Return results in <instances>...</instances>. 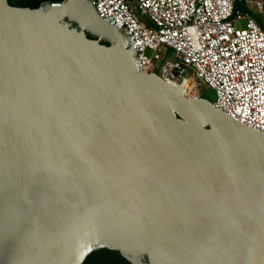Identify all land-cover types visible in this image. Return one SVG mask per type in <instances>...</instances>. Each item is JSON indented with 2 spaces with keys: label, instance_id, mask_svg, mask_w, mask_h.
<instances>
[{
  "label": "water",
  "instance_id": "95a60500",
  "mask_svg": "<svg viewBox=\"0 0 264 264\" xmlns=\"http://www.w3.org/2000/svg\"><path fill=\"white\" fill-rule=\"evenodd\" d=\"M137 60L93 0H0V264H264V132Z\"/></svg>",
  "mask_w": 264,
  "mask_h": 264
},
{
  "label": "built area",
  "instance_id": "2783aa9c",
  "mask_svg": "<svg viewBox=\"0 0 264 264\" xmlns=\"http://www.w3.org/2000/svg\"><path fill=\"white\" fill-rule=\"evenodd\" d=\"M93 1L103 18L127 30L141 71L174 85L188 78L187 90L198 96L211 87L215 106L264 132V26L236 9L241 0ZM244 1L264 14V0Z\"/></svg>",
  "mask_w": 264,
  "mask_h": 264
},
{
  "label": "trees",
  "instance_id": "16d2710c",
  "mask_svg": "<svg viewBox=\"0 0 264 264\" xmlns=\"http://www.w3.org/2000/svg\"><path fill=\"white\" fill-rule=\"evenodd\" d=\"M44 1L59 2L62 0H8L11 5L36 8ZM236 9L248 10V7L237 6ZM83 264H131L120 252L110 249H100L87 256Z\"/></svg>",
  "mask_w": 264,
  "mask_h": 264
},
{
  "label": "rangeland",
  "instance_id": "374dc122",
  "mask_svg": "<svg viewBox=\"0 0 264 264\" xmlns=\"http://www.w3.org/2000/svg\"><path fill=\"white\" fill-rule=\"evenodd\" d=\"M238 5L240 7H243V6L248 7V9L250 10L249 13L252 16H254L264 26V14L260 13L254 5L246 3V1L244 0L237 1L236 8ZM241 10L245 11L244 9H241ZM143 19L146 20L147 23L150 22L146 17H143ZM167 58L174 60V55L172 51H170V53L167 55ZM159 64H161V62ZM201 93L206 99L210 100L211 102H214L217 98L215 89L211 87H202Z\"/></svg>",
  "mask_w": 264,
  "mask_h": 264
},
{
  "label": "bare ground",
  "instance_id": "6f19581e",
  "mask_svg": "<svg viewBox=\"0 0 264 264\" xmlns=\"http://www.w3.org/2000/svg\"><path fill=\"white\" fill-rule=\"evenodd\" d=\"M198 96V95H197Z\"/></svg>",
  "mask_w": 264,
  "mask_h": 264
}]
</instances>
